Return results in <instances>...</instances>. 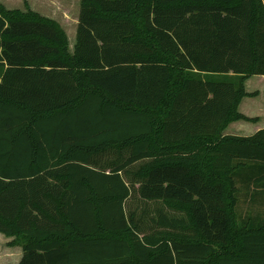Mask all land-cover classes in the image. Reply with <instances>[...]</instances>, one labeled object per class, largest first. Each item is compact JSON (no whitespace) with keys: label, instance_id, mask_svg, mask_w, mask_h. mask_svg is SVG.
I'll return each instance as SVG.
<instances>
[{"label":"trees","instance_id":"16d2710c","mask_svg":"<svg viewBox=\"0 0 264 264\" xmlns=\"http://www.w3.org/2000/svg\"><path fill=\"white\" fill-rule=\"evenodd\" d=\"M264 0H81L77 42L0 4V234L19 264H264ZM242 186V189L239 188Z\"/></svg>","mask_w":264,"mask_h":264},{"label":"rangeland","instance_id":"374dc122","mask_svg":"<svg viewBox=\"0 0 264 264\" xmlns=\"http://www.w3.org/2000/svg\"><path fill=\"white\" fill-rule=\"evenodd\" d=\"M0 4L7 11L21 10L28 12L31 10L42 17L53 20L65 32L68 38L69 51L72 54L74 45L77 42V33L75 23L80 16L79 1L77 0H0ZM81 9V0H80ZM246 90L248 93H258L256 98H248L246 100L247 111L251 115L259 114L264 109V76H256L246 82ZM235 131L228 130L227 133H238L240 136H249L253 134L258 125L239 122L236 124ZM227 130V129H226ZM242 189V186L239 185ZM239 203L237 212L239 217L244 218L252 213L264 212L260 206L251 207L249 197L243 193L239 194ZM22 253V248L16 244L15 239L7 238L0 234V264H18V257Z\"/></svg>","mask_w":264,"mask_h":264},{"label":"crops","instance_id":"0c3cea01","mask_svg":"<svg viewBox=\"0 0 264 264\" xmlns=\"http://www.w3.org/2000/svg\"><path fill=\"white\" fill-rule=\"evenodd\" d=\"M77 1H79V13H80V0H77ZM78 25H79V17L77 18V21L75 23L76 33H77V30H78ZM75 45H76V43H75ZM75 45H74V47H75ZM247 99L248 98H245L242 101V103L239 106V111L243 115H245L246 117H248V118H252V119H255L256 118L258 120L257 122H245L247 124H255V125H258L257 128H255V130L253 132V134H255L256 132H258L260 130H264V109H262V111L259 114H256V115H253L252 116L251 113L249 114V112L247 111V109H248L247 104H246V100ZM241 122H243V121H241ZM237 123H239V122H235V123H232L231 125H229V127L227 128L226 131L228 132V130L230 131V129H231V131H235V129H237L236 128V126H237L236 124ZM226 131H225V135H236V136H240L241 135V134H238V133H230V132L227 133ZM253 134H251V135H253ZM22 257H23V252L20 253V255L18 257V261L19 260L21 261ZM20 261H19V263H20Z\"/></svg>","mask_w":264,"mask_h":264}]
</instances>
